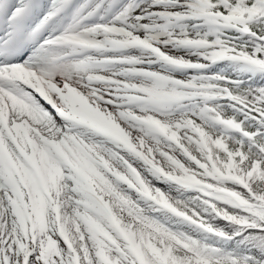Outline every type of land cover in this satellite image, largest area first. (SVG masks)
Instances as JSON below:
<instances>
[{
	"label": "snow or ice",
	"instance_id": "6c2138e0",
	"mask_svg": "<svg viewBox=\"0 0 264 264\" xmlns=\"http://www.w3.org/2000/svg\"><path fill=\"white\" fill-rule=\"evenodd\" d=\"M0 264H264V0H0Z\"/></svg>",
	"mask_w": 264,
	"mask_h": 264
}]
</instances>
